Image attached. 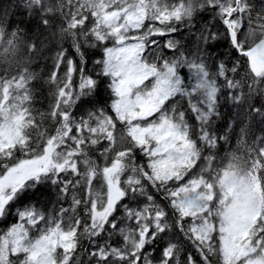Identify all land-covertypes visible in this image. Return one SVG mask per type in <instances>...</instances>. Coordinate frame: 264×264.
I'll return each instance as SVG.
<instances>
[{"label":"snow or ice","instance_id":"1","mask_svg":"<svg viewBox=\"0 0 264 264\" xmlns=\"http://www.w3.org/2000/svg\"><path fill=\"white\" fill-rule=\"evenodd\" d=\"M20 4L39 24L29 41L0 15V220L16 217L0 264H264V137L226 162L213 151L229 100L241 144L249 118L264 124V0ZM218 38L236 59L210 70L201 45ZM53 40L43 78L29 65ZM48 187L52 207L32 203Z\"/></svg>","mask_w":264,"mask_h":264},{"label":"trees","instance_id":"2","mask_svg":"<svg viewBox=\"0 0 264 264\" xmlns=\"http://www.w3.org/2000/svg\"><path fill=\"white\" fill-rule=\"evenodd\" d=\"M3 1L4 3L1 6V3ZM13 1L14 0H0V6H1L0 15H4L5 11H7L8 13L7 19H8L9 24L12 26V28H15L17 25H19L22 28L29 29L30 31L28 32L26 39L30 41L31 39L35 38L37 35V25L39 24V21L37 18L30 17L29 15L25 13L24 8L20 4V0H18V3H17L18 5L14 4ZM202 21L203 20H201V22ZM201 22H200V26L202 24ZM218 28H221V26H218ZM189 35L190 34H183V35L181 34L179 36L180 41L182 42L188 41ZM45 36H47L49 40H52V37L48 33H45ZM39 38L44 39V37H39ZM52 43H53V47L51 48V50H45L43 56L40 58L34 57L36 60H32V63L30 65L31 69L33 71L41 73L43 78H46L47 74L52 70L53 57L55 55V50H56L55 41L53 40ZM206 47L209 52L214 53V54L217 51V48H219V50L222 51L224 54L227 53L228 56L233 55L231 46L225 40L222 41L221 46L220 44L218 46H215V41L213 42L209 41ZM88 53H89L88 63H91L92 61L97 59L100 55V53L96 52L95 49H91V48L88 49ZM216 54L218 56V53ZM224 54L223 56L220 55L222 59H224ZM75 58L79 59L78 56ZM60 75L61 76L63 75V68L60 71ZM34 83H35V97H36L34 106L38 107L39 109L44 108V106L47 107L49 103H51V97L49 96L48 86L43 83V80H41L40 82H34ZM103 95L107 96V92L103 93ZM221 111L223 112V108ZM257 121L259 120L257 119L252 120L251 118H249L246 121V124L248 125L250 129V133H252L255 136V138H257L259 134V132L256 133V130L258 129ZM225 122H226L225 118L223 121L219 122L222 129L225 126ZM258 124H260V122ZM235 132L236 134H233V130L231 129L229 130L228 133H226L225 135H222V137H227V139H220L218 141L217 148L213 150L214 152H219V156L223 158L225 162L227 161L226 159L228 158L229 155H231V153L236 152L238 155H245L248 149L253 145V139H246V142L244 144H241L240 137H239V128ZM255 142H256V146H259L257 144V140H255ZM50 189L52 188L51 187L42 188L41 192L36 194L35 197H38L40 199V200H37L39 201L38 207L43 208L45 205L48 206L51 203L54 197L50 195L51 194ZM37 201L33 199L32 203H36ZM5 221L6 220H0V224L1 222H5ZM163 244H164L163 241L158 242L156 244V247L154 246V251L150 250V251H153L152 255L159 256L160 254L159 249L163 246Z\"/></svg>","mask_w":264,"mask_h":264},{"label":"rangeland","instance_id":"3","mask_svg":"<svg viewBox=\"0 0 264 264\" xmlns=\"http://www.w3.org/2000/svg\"><path fill=\"white\" fill-rule=\"evenodd\" d=\"M14 2V4H16V5H18L17 3H18V0H14L13 1ZM257 2H259V0H257ZM4 3V1L1 3V6H2V4ZM0 6V7H1ZM25 11V10H24ZM204 15L206 16V17H208V20L210 21L211 20V17H212V13H204ZM204 20L201 22L202 24H204ZM202 24H201V27H202ZM219 26H221V28H218V30L219 31H223V25L221 24V25H219ZM182 29H184V27H183V25H181L180 26V30H179V32L178 33H176L175 34V37L177 38V39H179V36L182 34H189V33H187V32H185L184 30H182ZM156 39L157 40H159L160 41V43L161 44H163V40H160V38L159 37H156ZM218 39H221V38H218ZM186 42H189V40L188 41H186ZM181 43H185V42H182L181 41ZM109 46H111V45H109ZM201 47L204 49V51H205V53H206V61H207V63L209 64V67H210V70H211V66H212V64L213 63H215V64H219V63H221V62H224L226 65H228L229 67L231 66V64H229L228 63V61L230 60V58L232 57V55L231 56H228L227 55V53H223L222 51H220L219 50V48H217V51L215 52V54L216 53H218V56H217V54L215 55L214 53H211V52H209L208 51V49H207V47H206V45H201ZM223 54H224V59H222L221 57H220V55L221 56H223ZM165 55H167L168 57H171L172 56V53L170 52V51H168V50H165ZM100 58V55H99V57L97 58V59H99ZM231 59H233V61L235 62V59H236V56L234 55ZM33 60H36L35 58H33ZM96 60V59H95ZM93 62L94 61H92L91 63H88V68L89 69H91L92 68V65H93ZM233 62V63H234ZM33 66V65H32ZM181 73L183 74V75H185V76H189L190 75V73H189V71H188V69L187 68H183V69H181ZM242 75H243V73H242ZM75 80H76V84H77V86H78V83H79V79H78V77H75L74 78ZM223 81H222V78H221V83H222ZM225 91H227V89H225ZM105 93V92H104ZM104 96H106V95H104ZM222 103H223V101H222ZM226 107H228V108H226ZM223 108V113H224V117H225V115L227 114V113H229L230 111H231V114H232V118L230 119V122L232 123V125H234V121H235V119H236V113L239 111V109L238 108H236L234 105H233V102L231 101V100H229L228 101V103H227V105H225V107H222ZM222 108H221V110H222ZM80 113H78V115H79ZM219 120V119H218ZM261 124V123H260ZM257 127H258V121H257ZM230 129H232V127H230ZM238 129V128H237ZM263 131H264V128H263ZM263 131H262V133H263ZM258 137H264L263 135L262 136H258ZM260 138L258 139V140H260ZM257 144L259 145V141H257ZM239 152V151H238ZM230 157V155L228 156V158ZM227 158V159H228ZM226 159V160H227ZM69 199V202H70V199H71V197H69L68 198ZM55 200H56V197H55V199H54V201L52 200V202L54 203L55 202ZM53 203H52V205H53ZM50 205H48V207H49ZM65 206H67V205H65ZM52 207V206H51ZM51 207H49V209L51 208ZM11 218L12 219H10L9 217L7 218V220H6V222H7V224H1L0 225V231H4V230H6V228L7 227H10L11 226V224L13 223V222H15L16 221V217H15V215L13 214L12 216H11ZM120 237L119 236H113L112 237V242H119L120 241ZM160 242H162V241H160ZM164 243L166 242V241H163ZM85 243V246H87V241H85L84 242ZM155 247H156V245H155ZM153 252V251H152ZM160 255V254H159Z\"/></svg>","mask_w":264,"mask_h":264},{"label":"bare ground","instance_id":"4","mask_svg":"<svg viewBox=\"0 0 264 264\" xmlns=\"http://www.w3.org/2000/svg\"><path fill=\"white\" fill-rule=\"evenodd\" d=\"M222 41H223V39L221 38V39H217L216 41H215V46H218L219 44H220V46H221V43H222ZM211 42H213V41H211ZM232 57H233V55H232ZM231 57V58H232ZM230 58V60L228 61V63L229 64H231V63H233L234 61H233V59H231ZM30 66V65H29ZM49 105H50V103H49ZM49 105L47 106V107H45L44 106V108H42V109H39L38 107H35L36 109H38V110H40V111H44V112H47L48 111V109H49ZM228 114L229 113H227L226 115H225V120H227V123L229 124V125H232V123L230 122V120L228 119ZM231 116H232V114H231ZM257 120H259V117H257L256 118ZM224 119H219V120H217L216 121V124L214 125V128H216L217 126L219 127V131L217 132V135H219V136H221L222 137V135H225L226 133H228L229 132V130H231L230 129V127H227V126H224V128L222 129L221 128V125H220V121H223ZM258 123H259V121H258ZM234 126V125H233ZM263 128H264V124H258V129H260V130H256V133L257 132H259V134H258V136H264V131H263ZM232 130H233V127H232ZM238 129L236 128V130L235 131H237ZM262 131H263V133H262ZM257 136V138H255V136L252 134V133H250L249 134V136L246 138V139H253V138H255V140H257V141H259L258 139L260 138V137H258ZM50 191H51V194L50 195H52V197H54L53 198V201H54V199H55V192H54V190H52V189H50ZM34 200H40L38 197H35L34 198ZM33 202V201H32ZM52 201H51V203L49 204L50 206L49 207H51L52 206ZM101 242H103V241H101Z\"/></svg>","mask_w":264,"mask_h":264}]
</instances>
